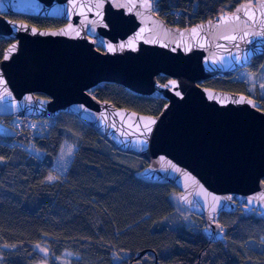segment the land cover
I'll use <instances>...</instances> for the list:
<instances>
[{"label": "water", "instance_id": "water-1", "mask_svg": "<svg viewBox=\"0 0 264 264\" xmlns=\"http://www.w3.org/2000/svg\"><path fill=\"white\" fill-rule=\"evenodd\" d=\"M98 2L0 0V39L11 40L0 58L5 81L0 85L4 96L0 117L49 119L58 113L73 114L116 151L143 159V177L175 187L180 203L201 219L210 242L224 238L216 220L222 212L239 205L264 213L260 198L264 110L257 102L256 107L247 100L237 103L241 97L249 98L244 93L201 85L211 78L233 76L264 53V36L240 39L245 31H262L264 0L241 6L239 13L219 14L187 27L167 24L153 2L147 7L142 0H125L126 5L118 7L113 0H102L97 7ZM7 14L64 23L36 27ZM233 35L235 41L225 39ZM157 77L167 80L161 83ZM103 83L120 85L138 96L162 98L165 104L156 115L115 106L94 95ZM149 121L155 122L146 133Z\"/></svg>", "mask_w": 264, "mask_h": 264}, {"label": "trees", "instance_id": "trees-1", "mask_svg": "<svg viewBox=\"0 0 264 264\" xmlns=\"http://www.w3.org/2000/svg\"><path fill=\"white\" fill-rule=\"evenodd\" d=\"M256 1L260 0H152L156 14L177 27ZM7 16L36 27L64 23ZM9 43L0 39V58ZM263 59L264 53L254 56L246 67L254 71ZM157 80L164 83L167 77ZM201 85L250 96L244 81L232 76ZM93 93L115 106L149 115L158 114L165 104L162 98L138 96L111 83L99 84ZM253 99L264 110V97ZM65 139L76 145L73 157L64 175L49 181L50 167ZM28 147L42 156L29 154ZM0 157V264H32L43 258L49 264H155V259L158 264H264V216L240 208L222 213L224 238L214 242L207 240L201 219L193 212L199 225L168 224L166 218L177 212L173 194L178 190L143 177V159L116 151L73 114L58 113L49 119L0 117ZM37 244L46 246L47 256ZM143 249L144 254L133 260ZM65 252L71 258L56 261Z\"/></svg>", "mask_w": 264, "mask_h": 264}, {"label": "rangeland", "instance_id": "rangeland-1", "mask_svg": "<svg viewBox=\"0 0 264 264\" xmlns=\"http://www.w3.org/2000/svg\"><path fill=\"white\" fill-rule=\"evenodd\" d=\"M251 3L252 2L245 3L243 5L247 6ZM113 4H114V6H116L117 4L126 5L125 0H113ZM239 8H241V6ZM232 78L243 80L245 85H246L247 92L252 98L253 97H264V88L260 87L261 84H264V59L262 60L261 64H258L257 68L254 71L250 70L247 67H244L242 69H239L232 76ZM250 89H251V91H250ZM69 148L73 149L71 155H68V149ZM62 149H63V151H62ZM75 149H76V145L70 139L69 140L65 139L62 142L57 155L55 156L53 164L50 167V171H49L48 176L49 175H52L54 177L63 176L69 162L71 161V159L73 157V153H74ZM27 151L29 154H32V155L36 156L37 158H40L42 156V152L40 150L34 149L33 147H28ZM62 156H63V160L61 159ZM173 200H174V203L176 204L177 212L173 213L172 215H170L166 218V222L168 224L178 225V224H182L184 222H185L184 224H198V222L194 223V220L190 215L191 211L186 206H184L180 203L179 191L174 192ZM195 221H197V220H195ZM223 231H225V229H223ZM36 249L39 252H41L43 255L47 256L48 250H47V252L42 251V249H47L46 246H44L43 244H37ZM71 256L72 255L70 253L65 252V253H63V255L61 257L56 258V261L61 262V263H66L71 258ZM32 264H49V262H48L47 258H43L42 260L36 261Z\"/></svg>", "mask_w": 264, "mask_h": 264}, {"label": "snow or ice", "instance_id": "snow-or-ice-1", "mask_svg": "<svg viewBox=\"0 0 264 264\" xmlns=\"http://www.w3.org/2000/svg\"><path fill=\"white\" fill-rule=\"evenodd\" d=\"M151 2H152V0H142V6L151 7ZM100 3H102V0H99V2L97 3V7L100 6ZM116 6H118V7H123V6H125V5L117 4ZM133 6H134V4H133ZM239 11H240V9H237V13H239ZM234 18L237 19V20L240 19V17H239L238 14L234 15ZM69 27H71V25H69ZM17 30H19V29H17ZM36 32H37V29L33 28V29H32V34H36ZM41 34H44V33H41ZM77 35H79V33H77ZM249 35L264 36V25H262V31H261V32H258V33H249V32H247V31H245V32L243 33V35L240 37V39H241V40H244V39H245L246 37H248ZM225 39H229V40H233V41H235V40L237 39V37H236L235 35H233V36L225 37ZM250 42H251V41H249V43H250ZM127 43H128V46H130V47L133 45V41H132V40L128 41ZM124 46H125V45H120V47H124ZM236 47H239V44H237ZM108 48H109V50H112V49H113V46H112L111 44H109V45H108ZM14 49H15V45H12V50H14ZM133 50H135V49H133ZM5 58L7 59V57H5ZM233 59L236 60L237 62H239L240 59H241V57H240V56H234ZM245 59H247V56H245ZM169 83L172 84L173 86L176 85V81H170ZM3 84H5V81L3 80V77L0 76V85H3ZM260 87H261V88H264V84H261ZM250 91H251V89H250ZM5 93L8 94L7 91H6V89H5ZM8 95H10V94H8ZM176 95L179 96L180 93L177 92ZM27 99H31V97H28ZM3 100H4V96H3V95H0V102H2ZM245 100H247V103H249V104L252 105L253 107H256V104L254 103V101H253L252 99H250V98H247V97H241V99H240L239 101H236V102H237V103H241V102H244ZM258 110H259V109H258ZM154 122H155V121H149L148 123H146V124L144 125V127H145V132H146V133H150V132L152 131V129H151V127H150V124H151V123H154ZM142 134H143V133H142ZM142 143H147V141L145 140V141H143ZM62 151H63V149H62ZM72 151H73V149H72V148H69V149H68V155H71V154H72ZM2 159H3V157H0V160H2ZM61 159L63 160V156L61 157ZM162 159H163V158H162ZM171 167H172L175 171H177V172L180 171V169H179V168H176L175 165H171ZM56 178H58V177H54V176H52V175H49V176L47 177V179H48L49 181H51V180H53V179H56ZM260 198H261V199H264V196H261ZM213 199L215 200V199H218V198L214 197ZM227 199L231 200L232 198H231V197H228ZM252 202H253V200H252V198H250V199L248 200V204H252ZM212 210L215 211V206H213V209H212ZM42 251L47 252V249H42Z\"/></svg>", "mask_w": 264, "mask_h": 264}, {"label": "flooded vegetation", "instance_id": "flooded-vegetation-1", "mask_svg": "<svg viewBox=\"0 0 264 264\" xmlns=\"http://www.w3.org/2000/svg\"><path fill=\"white\" fill-rule=\"evenodd\" d=\"M36 17H41V16H36ZM249 98H251L253 101H254V103H255V100L252 98V97H250V96H248ZM236 208H240V209H242L243 211H246V210H244V208L242 207V206H239V205H237L236 206ZM246 212H255L257 215H259V216H264V213H261V212H259V211H256V210H251V211H246ZM222 213H225V212H222ZM221 213V214H222ZM221 214H220V216H221ZM219 216V217H220ZM219 217L216 219L218 222H220L219 221ZM221 223V222H220ZM201 225H202V227H201V230H202V232H203V224H202V221H201ZM222 225V224H221ZM222 227H223V229H224V226L222 225ZM206 237V236H205ZM207 238V237H206ZM208 240V239H207Z\"/></svg>", "mask_w": 264, "mask_h": 264}, {"label": "built area", "instance_id": "built-area-1", "mask_svg": "<svg viewBox=\"0 0 264 264\" xmlns=\"http://www.w3.org/2000/svg\"><path fill=\"white\" fill-rule=\"evenodd\" d=\"M16 124L21 125L20 119H16Z\"/></svg>", "mask_w": 264, "mask_h": 264}]
</instances>
